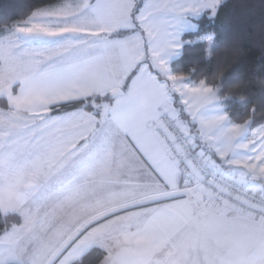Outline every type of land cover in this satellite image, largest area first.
I'll use <instances>...</instances> for the list:
<instances>
[{
	"label": "snow or ice",
	"instance_id": "1",
	"mask_svg": "<svg viewBox=\"0 0 264 264\" xmlns=\"http://www.w3.org/2000/svg\"><path fill=\"white\" fill-rule=\"evenodd\" d=\"M205 9L216 0H61L0 37V212L23 213L0 233V264H76L93 246L103 264H160L165 247L264 264V127L239 143L204 115L213 90L165 59Z\"/></svg>",
	"mask_w": 264,
	"mask_h": 264
},
{
	"label": "trees",
	"instance_id": "2",
	"mask_svg": "<svg viewBox=\"0 0 264 264\" xmlns=\"http://www.w3.org/2000/svg\"><path fill=\"white\" fill-rule=\"evenodd\" d=\"M60 2L0 0V33L27 21L36 11ZM198 25L196 33L184 36L182 55L172 63L170 74L217 88L233 124L249 121L251 132L264 126V84L261 83L264 81V0H227L214 17L207 13ZM207 37H213L211 44L197 43ZM153 72L162 82L167 81ZM241 94L246 96L244 101L239 99ZM103 100L113 103L110 95ZM100 101L97 97V103ZM0 107L7 108V104L1 101ZM176 107H181L179 101ZM181 115L188 119L184 112ZM13 224L19 225L16 216H4L0 212V233L10 230ZM104 256L103 251L92 249L76 264H100Z\"/></svg>",
	"mask_w": 264,
	"mask_h": 264
},
{
	"label": "rangeland",
	"instance_id": "3",
	"mask_svg": "<svg viewBox=\"0 0 264 264\" xmlns=\"http://www.w3.org/2000/svg\"><path fill=\"white\" fill-rule=\"evenodd\" d=\"M221 6V5H220ZM219 6V8H220ZM218 8V10H219ZM218 11H216L215 15L217 14ZM207 13H210L211 16H215L212 14V10L211 9H205L203 11H201L198 15L196 14H187L185 16V23H184V27L182 29V31L179 34V40L176 41V49L172 52L171 55H166L165 59L167 60V66H168V70L170 71V67L172 65L173 62L177 61L178 59H180L181 55H182V49L184 47V43H183V38L185 35L187 34H191V33H196L199 30V21L204 17V15H206ZM213 40V37H207L205 39L199 40L197 41V43H209L211 44ZM150 63V61H149ZM154 71H156L158 74H160L163 77H166L163 73H160L158 69L153 68ZM183 84L189 86V87H195L198 86L199 84H194L191 83L188 80H184L182 81ZM219 96V94H218ZM205 116L208 115H227L226 113V109L222 104L221 99H219L214 105L210 106L209 109L205 110L204 112ZM229 117V116H228ZM229 124H233L231 122V119L229 118ZM250 124L248 123L247 125V130L245 131L244 135L241 136L238 140L239 143H243V142H248L250 139H252V133L250 129Z\"/></svg>",
	"mask_w": 264,
	"mask_h": 264
},
{
	"label": "clouds",
	"instance_id": "4",
	"mask_svg": "<svg viewBox=\"0 0 264 264\" xmlns=\"http://www.w3.org/2000/svg\"><path fill=\"white\" fill-rule=\"evenodd\" d=\"M216 2H217V11H218L219 6L224 4V3H227V0H216ZM178 77H181L182 79H185V77H183V76H178ZM261 83L264 84V81H261ZM199 85L195 86V87H199ZM208 87H210L213 90V92L211 93V96L213 97V103L215 104L220 99V97L218 96V91L219 90L217 88H215V87H212V86H208ZM237 87H239V86H237ZM239 99L241 101H244L246 99V96L241 94L239 96ZM222 116H224L227 120H229V117L227 115H222ZM248 122L249 121H245L244 123H241V124H232L233 126H235V127L240 129V132L238 134L239 136H243L244 135L245 131L247 130ZM262 127H264V126H262ZM8 211L10 213H13V212L14 213H18L19 215H21V217L23 216V213H22L20 208L8 209ZM148 242L149 241L147 239H145V238H131L129 240V243L131 245H133V246L143 245V244H146ZM168 253H169V248L165 247L162 251H160L157 254L156 258L160 261V264H196L195 253H191V254H188V255L176 254V255H173V256H170ZM100 264H103V261H101Z\"/></svg>",
	"mask_w": 264,
	"mask_h": 264
},
{
	"label": "crops",
	"instance_id": "5",
	"mask_svg": "<svg viewBox=\"0 0 264 264\" xmlns=\"http://www.w3.org/2000/svg\"><path fill=\"white\" fill-rule=\"evenodd\" d=\"M14 29V27L13 28H11V29H8V30H6V31H3V32H1L0 33V37H3V36H6L11 30H13ZM20 40H21V43H22V45L25 47V48H47V47H54V46H56L58 43H60V41H49V40H36V39H29V38H26V37H23V36H21L20 37ZM169 74H170V71H169ZM171 75V74H170ZM166 79H167V77H165ZM18 87H19V85H17L16 87H15V91H18ZM173 95L174 96H177V94H175V93H173ZM1 101H4L6 104H7V100H6V98H0V102ZM113 103H114V101H113ZM8 106V105H7ZM185 113V115L187 116V114H186V112H184ZM188 118V117H187ZM55 181H54V178H53V183H54ZM4 216H16L17 218H18V220H19V224H21L22 223V217L18 214V213H9L8 215H5V214H3ZM92 249H99V250H101V251H103L104 253H105V250L104 249H102V248H100L99 246H93L92 248H91V250ZM89 252V251H88ZM87 252V253H88ZM85 256V255H84ZM83 256V257H84ZM82 257V258H83ZM79 262V261H78ZM77 263V262H76Z\"/></svg>",
	"mask_w": 264,
	"mask_h": 264
},
{
	"label": "water",
	"instance_id": "6",
	"mask_svg": "<svg viewBox=\"0 0 264 264\" xmlns=\"http://www.w3.org/2000/svg\"><path fill=\"white\" fill-rule=\"evenodd\" d=\"M111 99L114 101V98L111 97Z\"/></svg>",
	"mask_w": 264,
	"mask_h": 264
}]
</instances>
